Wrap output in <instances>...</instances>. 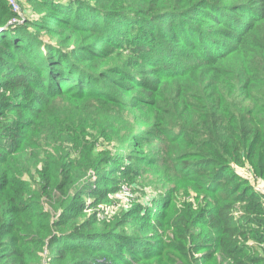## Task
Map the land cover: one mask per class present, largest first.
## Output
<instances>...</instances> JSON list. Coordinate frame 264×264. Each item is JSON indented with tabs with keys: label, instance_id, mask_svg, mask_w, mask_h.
<instances>
[{
	"label": "trees",
	"instance_id": "obj_1",
	"mask_svg": "<svg viewBox=\"0 0 264 264\" xmlns=\"http://www.w3.org/2000/svg\"><path fill=\"white\" fill-rule=\"evenodd\" d=\"M13 1L0 264H264V196L234 170L264 181V0ZM21 11L34 18L12 22ZM122 52L125 68L109 66ZM160 168L163 191L130 218L81 219L84 198L142 195ZM54 190L67 197L52 220Z\"/></svg>",
	"mask_w": 264,
	"mask_h": 264
},
{
	"label": "rangeland",
	"instance_id": "obj_2",
	"mask_svg": "<svg viewBox=\"0 0 264 264\" xmlns=\"http://www.w3.org/2000/svg\"><path fill=\"white\" fill-rule=\"evenodd\" d=\"M17 8H18V12L20 13V10H22V7L17 6ZM20 15H21V19L16 21V23H19V24L23 22L24 16L30 17L32 19L34 18L33 15H29L28 13H24L23 11H21ZM45 40L47 41L48 39L45 38ZM123 57H125V53L123 52L112 55L109 58L110 60L109 66H115L118 69L125 68L123 66L124 64ZM102 68H105V67L103 66ZM133 68H137L139 70V68L136 66H134ZM143 161L144 159H140L137 164H142ZM160 169H161L160 175H154L152 173L148 175L147 182L151 181V183H155V185L146 186L144 188L145 192H143L142 195L138 194L137 191L132 190L126 187L125 185H123L121 190L118 193L114 195H109L106 202L98 203L94 197L84 198L86 204L83 210V213H84L83 215H85V218L81 217V219L82 218L88 219L89 217L94 216L95 222L98 224L99 223L113 224L114 219L121 218V220H123V219L130 218V216L126 215L125 212L128 210L131 204L136 203V202H141L142 197L145 198V197H151L152 195L153 196L156 195L155 197L157 198L158 195L163 191L160 189L159 186H157L159 184L158 180L161 181L164 176L163 170H165V168H160ZM234 170L235 172L240 173L244 179L246 178L247 181H249L250 175L248 174V170L245 167H234ZM165 174H166V171H165ZM137 184L145 185V183L141 180L137 182ZM66 197L67 196H62L57 190H54L53 199L45 200L44 198H42L44 201V206H45L44 208L46 211H50L52 220H55L58 216H56V212L54 210L51 211V209H49V205L54 204V200H56L57 198H66ZM150 208H152V210L154 209L152 205H148L146 208H144V210H148ZM135 222L136 221H132V223L130 224L129 223L125 224L122 227V230H125V232L132 231V229L134 228Z\"/></svg>",
	"mask_w": 264,
	"mask_h": 264
},
{
	"label": "built area",
	"instance_id": "obj_3",
	"mask_svg": "<svg viewBox=\"0 0 264 264\" xmlns=\"http://www.w3.org/2000/svg\"><path fill=\"white\" fill-rule=\"evenodd\" d=\"M10 4L12 5L13 7V10L15 12H18V8L16 6V4L14 3L13 0H9ZM19 13V12H18ZM17 20H12V22H16ZM248 174L250 175L249 176V183L251 184L252 188L257 192L259 193L260 195H263L264 196V181L263 180H257L255 179L252 174L248 171Z\"/></svg>",
	"mask_w": 264,
	"mask_h": 264
}]
</instances>
